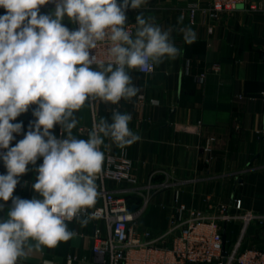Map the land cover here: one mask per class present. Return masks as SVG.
<instances>
[{
    "label": "crops",
    "instance_id": "crops-1",
    "mask_svg": "<svg viewBox=\"0 0 264 264\" xmlns=\"http://www.w3.org/2000/svg\"><path fill=\"white\" fill-rule=\"evenodd\" d=\"M117 3L122 4L123 0ZM201 4L208 7L206 1ZM187 5L183 0H145L139 9L127 8L125 28L133 27V38L136 17L140 14L146 19L154 17L151 23L162 30L171 29L170 40L182 50L181 54L175 59L163 57L151 74L126 69L139 89L131 99H122L118 104L97 99L74 113L78 124L72 132L78 139L87 140L93 123L101 117L111 123L113 111L130 113L129 128L140 137L123 149L110 137L104 138L100 146L104 162L96 179L99 195L96 204L87 209L89 211L103 206V189L114 191L129 202L141 200L135 187L103 176L106 157H115L132 162L140 187L149 183L171 184L148 194L149 203L153 198L164 212L166 224L155 229L168 226L167 208L176 196L193 208H205L206 200L211 204L230 203L237 197L243 200L245 210L264 213V153L256 133L264 127V0H257L255 9L239 6L216 20L199 12L192 24L186 18L178 22ZM54 9L45 4L40 11L51 14ZM4 13L0 8V15ZM63 24L69 30L78 29L77 23L67 17ZM181 28L193 29L196 41L185 43ZM214 64L219 66L218 74L211 70ZM202 74L206 75L203 83L199 81ZM35 108L36 105L30 106L12 121L22 122L23 128L21 133L13 134L15 139L10 147L23 139L30 129V122L36 119L33 116ZM51 131L58 138L61 136L60 125H55ZM211 136L217 139L215 159L211 166H206L202 147ZM42 161L40 157L35 165L27 166L28 172L19 178L13 198H39L31 185L36 181V169ZM4 174L7 169L0 160V175ZM165 197L171 202L167 203ZM11 204V199L0 201L3 205L0 219L7 218ZM144 216L140 224L154 228L142 223ZM84 218H88V223L82 226L79 221ZM66 223L75 234L72 239L55 248L34 251L21 258L18 264H94L92 237L95 227L106 229L105 221L82 215ZM228 227L229 224L224 225V229ZM256 228L259 226H253L250 232ZM260 228L257 234L256 231L249 234L250 240L264 237V226ZM228 241L231 248L235 242Z\"/></svg>",
    "mask_w": 264,
    "mask_h": 264
},
{
    "label": "clouds",
    "instance_id": "clouds-1",
    "mask_svg": "<svg viewBox=\"0 0 264 264\" xmlns=\"http://www.w3.org/2000/svg\"><path fill=\"white\" fill-rule=\"evenodd\" d=\"M54 3L51 14L41 6ZM145 0H0V160L7 174L0 175V201L12 204L0 219V264H18L34 251L55 248L75 235L68 223L93 207L99 195L96 179L102 170L100 146L110 137L121 149L140 137L129 128L130 113L113 111L111 123L101 117L88 139L73 136L74 113L90 101L118 104L139 89L126 69L148 71L165 56L175 59L182 50L170 40L169 30L151 23L154 17H136L135 37L126 30L125 10L139 9ZM67 17L76 30L63 24ZM183 17L178 18L182 22ZM192 44L197 34L181 28ZM106 49L105 57L90 50ZM96 65L94 69L92 66ZM36 105L34 122L15 146L14 133L22 132L17 117ZM60 125L61 136L52 133ZM66 134V135H65ZM38 175L31 189L39 198H13L19 178L35 165ZM3 205H0V209ZM81 225L88 218L80 219Z\"/></svg>",
    "mask_w": 264,
    "mask_h": 264
},
{
    "label": "built area",
    "instance_id": "built-area-1",
    "mask_svg": "<svg viewBox=\"0 0 264 264\" xmlns=\"http://www.w3.org/2000/svg\"><path fill=\"white\" fill-rule=\"evenodd\" d=\"M183 1L188 5L181 16L188 19L191 24L195 22L199 12L206 13L212 20H216L223 13L237 10L239 6L252 9L257 6V0ZM202 1H206L208 7H202ZM48 5L55 7L54 3ZM126 30L134 34L132 26L126 27ZM95 51L100 58L105 57L106 49L103 45L98 50H90V54H95ZM211 70L218 74L220 69L214 64ZM154 71L155 64L150 70L140 72L151 74ZM205 80L206 75L202 74L199 81L203 83ZM256 133L264 153V127ZM216 141V137H208L202 147L206 166H211L214 162ZM0 152H6V149H0ZM105 160L103 176L135 187L141 200L129 202L114 191L103 189V206L81 214L89 218L103 219L106 223L105 230L98 226L94 230L92 237L94 264H264V248L241 247L243 235L250 226H264V213L245 210L243 200L237 197L230 203L211 204L206 200L205 208H193L182 203L176 196L171 206L167 208L166 228L142 226L139 221L146 212L148 194L153 190L157 192L170 187L171 184L149 183L140 187L129 159L106 157ZM133 206L135 209H132ZM232 222L240 223L241 230L240 238L229 248L227 237L225 242L223 241L226 230L224 225Z\"/></svg>",
    "mask_w": 264,
    "mask_h": 264
},
{
    "label": "rangeland",
    "instance_id": "rangeland-1",
    "mask_svg": "<svg viewBox=\"0 0 264 264\" xmlns=\"http://www.w3.org/2000/svg\"><path fill=\"white\" fill-rule=\"evenodd\" d=\"M165 198H167L166 199L167 203L171 202L169 197H165ZM153 201H155V200L152 198L150 203H149L147 214L142 219V223L146 224L148 226L154 227V228H162L166 224L164 212ZM253 226H255V225L250 226L246 230L245 234L243 235V238L241 241V247L243 249L254 248V247L264 248V237L261 236V238L258 237V238H254L252 240L249 239L248 236L251 232L256 231L255 234H257V231L261 229L259 226V228H256L255 230H251V232H250V229H252ZM236 228H238V230ZM240 230H241V224L240 223H238V222L229 223V227L226 230L227 239L233 240L232 241L233 243L237 242V240L240 238ZM234 234L236 236L233 238Z\"/></svg>",
    "mask_w": 264,
    "mask_h": 264
},
{
    "label": "water",
    "instance_id": "water-1",
    "mask_svg": "<svg viewBox=\"0 0 264 264\" xmlns=\"http://www.w3.org/2000/svg\"><path fill=\"white\" fill-rule=\"evenodd\" d=\"M132 209H135V206H133ZM225 240H226V235H225V233H224L223 241L225 242Z\"/></svg>",
    "mask_w": 264,
    "mask_h": 264
}]
</instances>
